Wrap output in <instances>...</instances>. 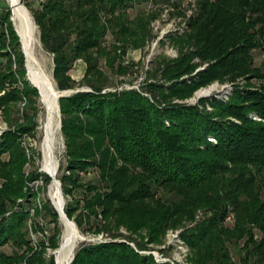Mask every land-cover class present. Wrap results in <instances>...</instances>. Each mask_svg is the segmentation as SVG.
Masks as SVG:
<instances>
[{
	"label": "trees",
	"instance_id": "16d2710c",
	"mask_svg": "<svg viewBox=\"0 0 264 264\" xmlns=\"http://www.w3.org/2000/svg\"><path fill=\"white\" fill-rule=\"evenodd\" d=\"M21 2L53 56L56 88L75 87L70 71L76 62L83 64L78 83L88 88L58 99L66 158V173L58 179L71 199L64 206L67 217L81 231L87 227L111 240L82 243L69 264H156L116 240L129 239L120 228L144 230L150 243H159L167 229L180 226L191 264H236L230 247L239 264H264V57L255 66L252 55L264 51V0H195L187 30L167 37L178 56L152 60L149 75L155 80L145 90L153 101L134 89L106 90L109 79L99 62L120 76L128 73L118 58L153 37L150 24L160 15L155 6L172 0ZM148 2L150 10L130 16L135 5ZM202 63L207 67L189 76V83L178 82ZM238 78L245 84L236 85L227 102H172L213 80ZM38 97L26 79L7 8L0 19V119L8 126L0 135V264H55L53 256L32 251L28 211L10 210L17 199L35 195L28 182L51 180L36 170L26 174L30 160L19 142L24 133L34 135ZM252 111L261 120L250 118ZM90 172L94 176L85 180ZM77 190L79 198L73 196ZM44 207L52 214L49 245L56 249L57 213Z\"/></svg>",
	"mask_w": 264,
	"mask_h": 264
},
{
	"label": "rangeland",
	"instance_id": "374dc122",
	"mask_svg": "<svg viewBox=\"0 0 264 264\" xmlns=\"http://www.w3.org/2000/svg\"><path fill=\"white\" fill-rule=\"evenodd\" d=\"M27 1H32V0H27ZM172 2L173 3H169V4L159 3L158 5L155 6L157 7V9H160V15L150 24L151 33L153 37L148 42H146V44L141 49H136V50L129 49L127 51V54L124 56V58L122 59L118 58L117 62H120L123 66L125 65L128 67V73L120 76L118 75V73H115L109 68H106L103 60L99 62V66L108 75L109 88H107L106 90L115 91V90H123V89H134L139 92H142V94L147 96L151 101L154 100L152 99L153 98L152 95L145 90V84L155 80L151 78L149 75V71L153 66L152 60L159 55L163 56L167 60H173L178 56L177 48L171 44L170 40L167 37L172 34L180 35L184 31H186L187 20L191 15H193V13L196 10L195 0H172ZM36 5L37 2H33V6ZM152 6H153L152 2L135 5L132 9L129 10V14L131 17H133L138 13L147 12L152 8ZM7 8L9 9V5L6 2V0H0V19L2 15L5 14ZM25 8L28 10L26 6ZM28 12L31 16L29 10ZM35 30H36L35 31L36 38L39 45V47L37 46L38 56L39 58L41 56L40 58L41 62L43 66L46 68L49 75L51 76L52 81L55 85V81L53 78V56L45 49H43L39 38V30L36 25H35ZM109 41L110 38L108 37L107 42ZM252 55H253L254 65L259 66L264 57L263 49L253 50ZM194 62H198V59H195ZM207 65H208L207 63L200 64L191 75L181 76L178 82L187 80V82L189 83L190 82L189 76L196 75L198 71L207 67ZM70 74L72 78L76 81V85L72 89L65 90L64 93L65 96H68L77 90L88 89L86 86L80 85L78 83L83 76V64L81 62L75 63L72 70L70 71ZM244 84H245L244 78H238L234 82H230L228 80L219 81L216 79L207 85L197 88L190 97L184 99H173L172 102L195 105L198 104V101L201 98H208V99L215 98L222 102H227L233 93L234 87L236 85L243 87ZM248 88L254 89L253 87H248ZM202 91H208V93L198 95L199 92ZM157 104L164 106L165 103L159 101L157 102ZM36 107L38 110L35 118L37 122V126L35 128L34 135L24 133L21 135L19 139L20 146L22 147L27 158L30 160V162H28L25 168L26 174H29L31 171L34 170H36L37 172L44 173L41 170L40 142H41V133L42 130L44 129L43 127H45L46 124L47 111L42 106L39 97L37 99ZM207 109L210 110L211 108L207 105ZM249 117L257 121L261 120V118H259L253 111L249 113ZM60 120H61V115L59 114V125H60ZM7 129L8 126L6 125V123H4L0 119V135L3 131ZM58 138H59V142L57 144L58 147L56 149L58 168L55 176L57 180H59L58 178L62 174L66 173L65 144L60 128L58 132ZM209 140L213 141V138L209 137ZM93 176L94 173L90 172L85 176V180H88ZM51 187H52L51 180L48 183H45L43 178L40 176L38 177V179L28 182V188L30 192H34L35 195L29 193V195L26 198L17 199L15 205L13 206V208H10V210L15 211V210L24 209L25 211L26 210L28 211L29 215L27 219V225H28V230L30 232V238L33 241V245H34L32 251L42 250L43 256L46 259H49L50 256H53V260L55 262L54 258H56V251L59 248L61 241L62 225L60 223L59 216L57 214L58 226L60 228L61 234L57 243L58 247L56 249H52L49 245L51 230L53 228V221L51 216L52 214L50 213V211H46L44 207L48 205L49 208L52 207L55 210V206L50 198V191L52 189ZM73 194L75 198H79L81 196L79 190L74 191ZM63 198H64V206H65L66 203L71 199L64 195ZM231 216L232 215H230V217H228L225 222L226 225L228 226L232 225L233 223ZM84 228H85L84 231H81L80 229L77 228L79 232L83 235L84 241L82 240V242L81 241L78 242L76 244L75 250L82 243H97V242L111 240L110 236L107 234H103V233L94 234L92 233V231L88 230L87 227ZM183 229L184 227L182 226L169 228L165 231L159 243H150L148 241L147 234L144 230H140L138 232L132 233L130 231L127 232L125 228L121 227L119 232H121L124 236L129 235V239L123 236H119L116 238V240L126 242L127 244H129V246H131L136 252H138L141 255L151 256L156 264H164V263L191 264L188 261L189 249L185 244V242L182 240L180 235ZM44 231L47 233L46 235ZM40 233L42 234L44 233L45 235V239H43L44 247L40 246L38 243L39 242L38 239L40 238L42 239ZM136 242L142 243L143 247L142 248L137 247ZM3 249L7 252L10 251L9 246H5ZM230 251L233 261L236 264H239V257L236 251L232 247H230Z\"/></svg>",
	"mask_w": 264,
	"mask_h": 264
},
{
	"label": "bare ground",
	"instance_id": "6f19581e",
	"mask_svg": "<svg viewBox=\"0 0 264 264\" xmlns=\"http://www.w3.org/2000/svg\"><path fill=\"white\" fill-rule=\"evenodd\" d=\"M10 10V20L16 32L22 54L24 55L26 77L29 83L36 88L39 100L47 111L46 124L41 133V170L51 179L55 178L58 159L56 157L57 144L59 142V90L55 87L51 76L39 58L38 41L35 33V24L21 0H6ZM208 91L199 92L198 95L207 94ZM52 189L50 198L57 210L64 204V198L58 186L51 181ZM62 225L60 246L56 251V264H67L78 242L84 241L83 235L77 229L73 221L67 220L62 214L59 217Z\"/></svg>",
	"mask_w": 264,
	"mask_h": 264
},
{
	"label": "water",
	"instance_id": "95a60500",
	"mask_svg": "<svg viewBox=\"0 0 264 264\" xmlns=\"http://www.w3.org/2000/svg\"><path fill=\"white\" fill-rule=\"evenodd\" d=\"M64 93H65V90H63V91H59L58 99H59L60 97L65 96ZM58 106H59V105H58ZM59 114H60V111H59ZM60 128H61V120H60ZM51 181L54 182V183L58 186V189H59L60 193L62 194L60 181L57 180V179L54 178V177H52ZM62 196H63V195H62ZM55 210H56V212H57V214H58L59 217H60V214H62L67 220L72 221L71 219H69V218L67 217V215H66L65 212H64V204L61 206L60 210H57L56 208H55ZM74 224H75V223H74ZM73 257H74V256H72V258L70 259V261H69L67 264H69V263L72 261ZM54 259H55V263H56V258H54Z\"/></svg>",
	"mask_w": 264,
	"mask_h": 264
}]
</instances>
